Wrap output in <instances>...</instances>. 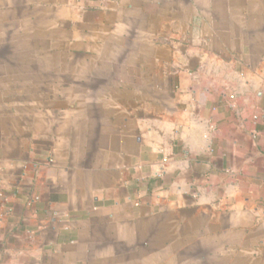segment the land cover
<instances>
[{"label": "crops", "instance_id": "0c3cea01", "mask_svg": "<svg viewBox=\"0 0 264 264\" xmlns=\"http://www.w3.org/2000/svg\"><path fill=\"white\" fill-rule=\"evenodd\" d=\"M0 264H264V0H0Z\"/></svg>", "mask_w": 264, "mask_h": 264}, {"label": "rangeland", "instance_id": "374dc122", "mask_svg": "<svg viewBox=\"0 0 264 264\" xmlns=\"http://www.w3.org/2000/svg\"><path fill=\"white\" fill-rule=\"evenodd\" d=\"M58 58H59V57H58ZM59 60H60V64H65V62H66V57H65V56H60ZM62 74H64V73H62Z\"/></svg>", "mask_w": 264, "mask_h": 264}]
</instances>
